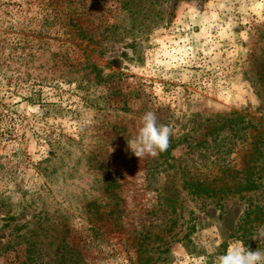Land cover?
I'll return each mask as SVG.
<instances>
[{"label": "rangeland", "instance_id": "rangeland-1", "mask_svg": "<svg viewBox=\"0 0 264 264\" xmlns=\"http://www.w3.org/2000/svg\"><path fill=\"white\" fill-rule=\"evenodd\" d=\"M263 148L264 0H0V264H264Z\"/></svg>", "mask_w": 264, "mask_h": 264}, {"label": "trees", "instance_id": "trees-1", "mask_svg": "<svg viewBox=\"0 0 264 264\" xmlns=\"http://www.w3.org/2000/svg\"><path fill=\"white\" fill-rule=\"evenodd\" d=\"M147 137L152 139V141L156 144L158 149H161L163 144H159L158 143L159 140L157 139L156 134L150 133L149 136H147ZM165 147L166 146L163 145V148H165ZM259 178H261V177L257 176L255 180H248L245 177H242L240 179V181H239V183H240L239 185L245 186V187L247 185H249L250 189H259V187L263 185V184H261L259 182L258 183L256 182V180L259 179ZM215 180L216 179L214 178L212 181L215 182ZM182 184H183L184 188L186 187V185H189V183L187 182V180L185 178H182ZM190 186L192 187L191 188V193L192 194H196V195H200V192L203 191V193H206V196L210 197V196H215L217 194V192L220 191V188H218L219 190H215L213 188V186H210L209 188H206V186L202 185L201 182H199L198 184L191 183ZM173 198L176 200L175 196L171 197V199H173ZM24 201H25L24 202V208H28V209L36 208V206L33 205L35 201H33V200H31V201L24 200ZM250 215H254V218L257 220L259 225H264V204L261 205V204H259V202L249 203L248 207L246 208V210L244 212V218L242 219V221L247 223V220L249 221V219H250ZM36 218H37L36 220H38V221H49V220H54L55 219L54 217L53 218L51 217L49 212L43 211L40 208L37 209ZM250 229L251 230L253 229V231L257 230L256 227H254V228L250 227ZM256 233H260V232H256Z\"/></svg>", "mask_w": 264, "mask_h": 264}]
</instances>
